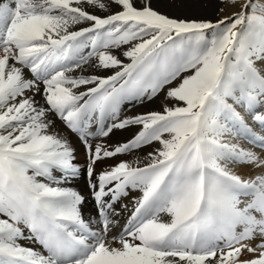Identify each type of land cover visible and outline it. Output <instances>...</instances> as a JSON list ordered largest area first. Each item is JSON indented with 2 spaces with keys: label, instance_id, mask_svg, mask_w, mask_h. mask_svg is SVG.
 Segmentation results:
<instances>
[{
  "label": "snow or ice",
  "instance_id": "1",
  "mask_svg": "<svg viewBox=\"0 0 264 264\" xmlns=\"http://www.w3.org/2000/svg\"><path fill=\"white\" fill-rule=\"evenodd\" d=\"M138 2L0 0V264H264V158L253 150H264V4L246 0L213 22ZM86 65L116 70L85 75ZM185 72L166 92L174 104L120 119L123 104L153 99ZM51 116L88 152L98 231L82 195L60 186L79 167ZM131 126L140 131L113 148L90 143ZM153 143L91 181L98 162ZM129 189L142 195L109 237Z\"/></svg>",
  "mask_w": 264,
  "mask_h": 264
},
{
  "label": "rangeland",
  "instance_id": "2",
  "mask_svg": "<svg viewBox=\"0 0 264 264\" xmlns=\"http://www.w3.org/2000/svg\"><path fill=\"white\" fill-rule=\"evenodd\" d=\"M107 2V0H106ZM246 2V0H237V2L233 5L227 2V0H150L151 3V7H153L155 10H157L158 12L165 14L169 17L172 18H177V19H186V20H192V19H196V20H210V21H217L219 19H221L222 17L225 16H231V14L233 12H239L241 10V5L244 4ZM254 3H261L264 4V0H253ZM137 6L139 7L140 4L138 2V0H136ZM85 9L97 14V15H107L109 13L106 12H102L97 8L88 6V5H84ZM223 8L224 11H220V9ZM119 10L118 7L115 4L111 5V11H117ZM248 11H251V9H248ZM81 26H87V25H81ZM87 51V50H86ZM122 51L121 50H116L114 54L119 55V52ZM121 59H124L122 56L120 57ZM125 63H128L130 61H128L127 59H124ZM92 63H95V60L92 61ZM86 71L83 73L85 75H91V74H95L98 76H109L112 75L113 71H115L116 69H94L90 66H85ZM74 74H80L79 71H77ZM191 72H185L181 74V77L178 78L176 81H173L172 84L165 86V88L163 90H161L159 92L158 95H156L153 99L151 100H147L145 99L143 102L141 103H125L122 105L121 108V112H120V119L122 120L124 115L125 117H129V116H135L140 113H146L147 109H149V107H143L144 105L152 102L155 99H159L161 100L163 98V96L166 95V92L168 91L169 87H174L176 86V84L179 83L180 79L183 78V76L185 75H190ZM25 76L29 77L31 76V74L25 70ZM43 88V85H41V89ZM84 90V87H81V91ZM28 95H31V93H28ZM36 100L39 101L40 104H44V100L42 98L41 95H37ZM175 102V101H174ZM144 104V105H143ZM130 107V108H129ZM141 111V112H140ZM153 111V110H150ZM155 111V110H154ZM157 111V110H156ZM137 112V113H136ZM127 113V114H126ZM124 117V118H125ZM51 119H53L54 121H58L60 122V124L62 125V127L69 132L71 135H75L74 137L77 139L78 143L80 145H82L83 149H85L84 144L81 142V140L79 139V137L72 131H70L68 128L65 127L64 123L59 120L58 118H56L55 116H51ZM91 131L95 132L96 131V125H93L92 128L90 129ZM52 131H57L60 133L59 129L57 128L56 124H54V128L52 129ZM138 131H140V126H131V127H127L125 129H113V132L111 133H123L124 134V140L121 142H126L128 140H130ZM110 133V134H111ZM165 136L167 137V134H165ZM97 137L91 138L90 139V143H92L93 145H95L96 143H100V141L98 142L99 137L96 139ZM113 143H109V145L112 146V148L114 147L115 144V140L113 141ZM158 143H153L151 145L148 146H144L138 150H135L131 153H126V154H133L134 155V159L136 158H141V160L147 155V153L151 152V150L149 149V147H154L153 145H155L156 147L154 148H158L160 145ZM145 148V149H144ZM145 153V155L143 154V151ZM86 151V150H85ZM140 152V153H139ZM141 154V155H140ZM120 155H125V154H120ZM144 156V157H143ZM120 161H124L123 159L120 158H114V163H119ZM87 175V174H86ZM88 178V179H87ZM96 180V175L94 174L91 178L92 182H95ZM83 185L84 187H82V189L88 191L89 195H92L93 197V191L89 186V177L88 175L85 176V179L83 181ZM80 189V190H82ZM133 193L135 195H133V197H131ZM140 193V194H139ZM142 193L139 190H135V189H129L128 190V194L127 196L121 197L120 200L114 205V207L119 210L120 215L118 217H116L115 219L118 220V223L115 224L114 226H111V231L117 229L118 227L121 226V229L123 228L124 224L127 221V218L131 215V211L134 207V200L136 198H139V196H141ZM91 203L93 205L88 206L86 205V209L84 211V208H81V212L82 215H86V217L89 218V216L94 217V219H98L99 221V217H98V212H97V204L96 201L93 197V199H91ZM121 203L122 205L125 204L128 207L125 209L123 207H121ZM131 204V205H130ZM125 211V212H124ZM96 228H93V230H99L100 229V225L95 226ZM99 227V228H98ZM121 229L118 230L117 234L121 231ZM111 231H109L108 235L109 237H111ZM116 233V232H115Z\"/></svg>",
  "mask_w": 264,
  "mask_h": 264
},
{
  "label": "bare ground",
  "instance_id": "3",
  "mask_svg": "<svg viewBox=\"0 0 264 264\" xmlns=\"http://www.w3.org/2000/svg\"><path fill=\"white\" fill-rule=\"evenodd\" d=\"M257 66L258 67L264 66V61H258L257 62ZM231 102L232 101L229 100V103H231ZM165 103H167L169 106H171L175 102L173 100H165V96H163V98L161 100L155 99V100H153L152 102H150V103H148L146 105L143 104L144 105L143 107H149V109H147V112H151L150 110H153V111L154 110L155 111L156 110L157 111H163V105ZM124 117H125V115H124ZM249 122L251 123V120H249ZM55 124H56L57 128L59 129L60 134L62 136H64L66 139H68L70 145L74 149V160H73V163L79 167L78 174L75 177H70L66 181H63L62 180L61 183H60V186L61 187H70V188L76 190L77 192H79L82 195V197L84 198L82 204L80 205V208H84V211H85V209L87 208L86 205H88V206L93 205L91 203V199H93L92 195H89L88 194V191L82 189V187H84L83 181L85 179V176H87L86 175L87 174V163H88V159H89L88 152L85 151L86 149H83L82 145H80L78 143L77 139L74 137L75 135L73 136L69 132H67L62 127V125L60 124V122H58V121L55 120ZM254 127L256 128V130L258 132L260 131V128H259L258 125H254ZM262 134H264V133H262ZM124 138L125 137H124V134L123 133H117V132H115V133L109 134V136H107V137H99L98 142L100 141V143H103L106 146H108L109 148H112V146L109 145V143H113L114 144L113 141L115 140V144L117 145V144H120L124 140ZM234 142H237V141H234ZM238 142L244 148H251L252 147V145L249 144L247 141H245L243 138H240ZM116 145H114V147ZM153 146L156 147L155 145H153ZM154 147L151 146V147H149V149L152 151L154 149ZM253 150L256 151L261 156V158H264V150H262L259 147H256ZM143 154L145 155L144 151H143ZM114 158H120V159H123L124 161H133V160L136 159V158L134 159V155L133 154H131V155L130 154L116 155L115 157L104 159V160H102L101 162H98L95 165V173L94 174L95 175L99 174L101 171L105 170V168L107 166H113V165L117 164V163H114ZM230 167H232V170L233 171L237 172L238 174L243 175L245 178H247L248 174H250L253 171L252 166H249V165H230ZM255 171L261 172V171H264V169H259L258 168V169H255ZM54 175L57 176V177H59L60 176V173L59 172H54ZM80 189H82V190H80ZM130 194H132L131 197H133V195H135L133 193H130ZM123 205H125V204H123ZM121 207H122V203H121ZM82 216L85 219V221H87V222L90 223V227L92 229L93 228H96L95 226L99 225L98 219H94V217H91V216H89V218H88L84 214ZM120 225L122 226V224H120ZM121 226L118 227L117 229L111 231V235L110 236L116 235L117 232H118V230L121 229ZM20 243L21 244H24L26 246H30V247L36 248L38 250H42V249H40V246L38 244H29V242L27 240H21ZM253 243H255V241H253ZM248 257H249V254L245 253L244 256H242L241 258L244 259V258H248Z\"/></svg>",
  "mask_w": 264,
  "mask_h": 264
}]
</instances>
